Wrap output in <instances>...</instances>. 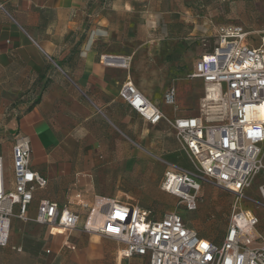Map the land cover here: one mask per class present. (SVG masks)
Returning <instances> with one entry per match:
<instances>
[{
  "label": "crops",
  "instance_id": "obj_1",
  "mask_svg": "<svg viewBox=\"0 0 264 264\" xmlns=\"http://www.w3.org/2000/svg\"><path fill=\"white\" fill-rule=\"evenodd\" d=\"M141 1H152L154 11L127 4L129 15L123 11L118 21V12L108 10L90 20L88 0H0L5 189L12 188L14 137L25 136L30 166L47 180L34 191L26 216L34 218L43 199L81 216L77 229L53 235L46 226L12 219L10 246L20 251L2 249L0 264H146L139 257L123 258L120 242L83 232L86 210L79 204L90 205L94 196L115 198L104 187L136 181L160 187L165 172L190 171L169 122L199 115L195 91L203 83L190 75L209 52L188 47L185 38L170 32L169 11L176 9V23L184 25L183 7ZM100 55L129 59L130 66H104ZM126 81L160 109L162 119L151 124L120 97ZM170 86L176 89L174 106L163 102Z\"/></svg>",
  "mask_w": 264,
  "mask_h": 264
},
{
  "label": "built area",
  "instance_id": "obj_2",
  "mask_svg": "<svg viewBox=\"0 0 264 264\" xmlns=\"http://www.w3.org/2000/svg\"><path fill=\"white\" fill-rule=\"evenodd\" d=\"M216 37L212 51L201 56L190 75L204 86L199 115L169 122L192 170L165 172L161 189L177 197L189 211L196 210L203 184L242 200L251 181L264 177V32L256 46L247 42V32L237 25L219 26ZM99 61L104 66H130L129 59L118 56L100 55ZM119 95L151 124L163 118L160 109L130 81ZM175 100L176 89L170 86L163 102L174 106ZM30 152L28 138L16 135L11 147L10 190L5 189L0 156V249L20 251L10 246L12 219L46 226L52 235L80 226L78 212L46 199L37 203L34 218L26 216L34 191L47 185L46 178L31 168ZM257 194L264 202V180L257 186ZM79 206L86 210L82 231L120 242L121 256L126 259L139 257L146 264H264L259 219L240 206L232 208L220 242L200 237L176 213L155 219L138 205L104 196H94L90 205Z\"/></svg>",
  "mask_w": 264,
  "mask_h": 264
},
{
  "label": "rangeland",
  "instance_id": "obj_3",
  "mask_svg": "<svg viewBox=\"0 0 264 264\" xmlns=\"http://www.w3.org/2000/svg\"><path fill=\"white\" fill-rule=\"evenodd\" d=\"M164 2L165 0L162 3L163 7ZM171 3L173 6L177 3L178 6L183 7L184 25L176 23L177 18L180 17L176 9H173L174 12L170 10L168 16L174 21L169 27L170 32L177 34L182 38L181 40L185 38L184 42L188 44V47H199L202 52L212 51L217 41L216 30L221 25L242 27L247 32V42L253 46L258 45L259 36L264 32V0H167L170 7ZM127 4H136V10L139 11L144 10L143 6L146 5L149 11L155 9L152 1L144 4L141 0H88L86 10L92 13L90 20L96 19L98 15L108 10L118 12L119 21L122 19L120 17L122 12L128 8ZM125 12V16L129 15L128 11ZM222 86L225 89V85ZM195 92L197 98L202 99L205 93L203 84L199 85ZM183 163L191 170L192 167L188 161ZM4 172L6 173L5 162ZM263 180V175L254 178L250 187L244 192L245 198L242 200H237L233 194L215 186L203 184L198 192L197 208L194 211L187 210L177 197L165 193L161 185L160 187L145 186L141 181H136V184L130 186H112L102 189L119 201L129 202L149 210L153 218H161L167 213H176L180 215L185 225L199 236L220 242L235 205L252 211L258 217V231L264 236V202L257 194V186Z\"/></svg>",
  "mask_w": 264,
  "mask_h": 264
},
{
  "label": "trees",
  "instance_id": "obj_4",
  "mask_svg": "<svg viewBox=\"0 0 264 264\" xmlns=\"http://www.w3.org/2000/svg\"><path fill=\"white\" fill-rule=\"evenodd\" d=\"M37 102V100L34 102V103H36ZM30 108V107H29ZM200 237H202V236H200ZM202 238H205V237H202ZM205 239H207V240H210V239H208V238H205ZM210 241H212V240H210ZM212 242H215V241H212Z\"/></svg>",
  "mask_w": 264,
  "mask_h": 264
}]
</instances>
